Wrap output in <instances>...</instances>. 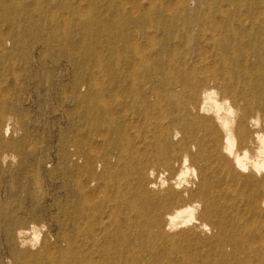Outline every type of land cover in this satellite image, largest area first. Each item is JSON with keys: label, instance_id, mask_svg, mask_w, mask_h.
Returning a JSON list of instances; mask_svg holds the SVG:
<instances>
[{"label": "bare ground", "instance_id": "obj_1", "mask_svg": "<svg viewBox=\"0 0 264 264\" xmlns=\"http://www.w3.org/2000/svg\"><path fill=\"white\" fill-rule=\"evenodd\" d=\"M27 1L0 0V53L28 43L17 19ZM91 1V12L89 4L74 15L91 23L94 52L106 48L97 63L105 62L111 77L102 79L101 72L73 84L68 116L79 133L64 140L61 168L72 165L76 202L71 212L61 211L58 242L65 248L55 253L46 237L33 248L42 230L7 214L16 262L153 264L150 254L161 264H209L205 244L196 243L194 252L185 247L209 234L211 264H264V0H199L205 6L199 12L189 10L187 0H174L169 11L191 27L199 22L203 33L199 61L185 62L172 78L159 77L166 53L152 31L142 44L141 34L128 28L127 3ZM213 12L225 22L214 25ZM6 78L0 67V150L16 131L6 114L13 89ZM15 158L5 154L0 162ZM225 243L232 253H225ZM173 254L181 257L172 260Z\"/></svg>", "mask_w": 264, "mask_h": 264}, {"label": "rangeland", "instance_id": "obj_2", "mask_svg": "<svg viewBox=\"0 0 264 264\" xmlns=\"http://www.w3.org/2000/svg\"><path fill=\"white\" fill-rule=\"evenodd\" d=\"M35 1L28 0L27 2L30 3H26L28 10H25V14L22 12L17 14V19L22 25L23 37H26L28 43L17 50L10 51L8 49L5 53H0V67L7 77L8 86L13 88L11 95L7 98L9 108L6 114L11 116L16 124V131L3 139L6 145L0 150V158L5 154L17 158L9 159L5 163L6 166L0 162V264H24V262H16L12 243L6 236V222L3 216L7 214L17 215L19 222L21 220V222L36 225L42 230L41 240L38 243L40 245L37 244L33 248L38 249L45 237L52 244L53 249L55 248V253L59 249L65 248L64 244L58 242L61 232V211L63 207H66L71 212L76 202V198L70 195L74 178L71 173L72 165L67 167V171L61 168L63 167L61 157L64 154V140L79 133V128L73 127L69 118L74 108L73 84L77 79L87 80L97 77V75L101 78V72H103V77L105 76L102 79L111 77V73L105 67V62L97 63V58H102L100 53L104 52L102 59L105 58L106 48L103 47L94 52L91 47L94 40V34L90 33L92 32L91 23L85 24L74 15L78 10L84 11V8L89 4V11L86 8L85 10L91 12L92 1L67 0V3L65 0H54V3L53 0ZM112 1L113 5L119 3V0ZM133 1L134 3H131ZM156 1L126 0L125 2L122 0L123 5L128 4L124 5L127 13L125 22L131 31L141 34L140 42L144 41L142 44H146L143 37L148 29L152 33L154 32L150 33V36L156 39L155 42H159V46L158 43H155L157 48L166 53L163 55L164 58L160 59V64L165 67L159 77L168 74L167 77L172 78L185 65V62L188 65H193L199 61V58L198 60L196 58L199 53V39L203 28L199 22H197L198 27L186 25L178 14L171 13L169 9L171 6L173 7L174 0H162L163 3L161 0ZM210 1L215 3L218 0ZM186 2L185 6L188 5L189 10L192 7V10L196 12L203 11L202 9L205 7H201L199 0H187ZM133 6L137 8L134 10ZM131 11H135V15H131L134 14ZM244 11L249 10L244 8L242 12L244 13ZM61 13L66 14L65 17ZM213 13L216 14L214 25L225 22L223 16L216 12ZM52 15H54V20L51 18ZM65 18L68 21L63 20ZM119 31L120 29L117 28L115 35H118ZM83 40L85 41L83 42ZM186 41L190 43L188 44ZM247 43H250V38H247ZM173 56V62L170 63ZM261 83L264 84V79ZM246 88L249 89L247 85ZM263 88L260 91L264 92ZM76 124L78 125V123ZM82 136L85 134L83 133ZM9 145L11 146L9 147ZM241 210L243 211L244 208ZM184 231L186 230L176 233L182 235L181 232ZM195 238L189 244L186 243L185 247H190L189 250L194 252V250H198L197 244H205L206 247L202 250V254L206 255L204 262L214 263V259L207 256L209 247L206 245L211 241L212 235L206 234ZM53 243L55 244L53 245ZM156 247L158 248L157 243ZM224 251L226 254L232 253L230 243H225ZM158 252H162V249H159ZM147 256L150 258L147 257L148 261L158 264L159 260H156V257L151 259L150 254ZM180 257H176L175 254L171 256L175 261ZM70 262L72 263L73 259ZM159 264L161 263L159 262Z\"/></svg>", "mask_w": 264, "mask_h": 264}]
</instances>
